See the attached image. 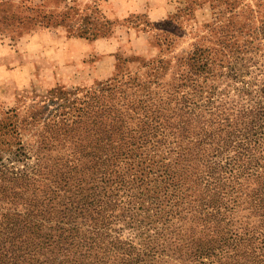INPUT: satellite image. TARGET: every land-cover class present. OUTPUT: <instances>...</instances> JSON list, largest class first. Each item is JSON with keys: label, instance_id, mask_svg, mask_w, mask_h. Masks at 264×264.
<instances>
[{"label": "trees", "instance_id": "trees-1", "mask_svg": "<svg viewBox=\"0 0 264 264\" xmlns=\"http://www.w3.org/2000/svg\"><path fill=\"white\" fill-rule=\"evenodd\" d=\"M245 27L167 82L159 61L31 114L30 143L5 112L0 264H264V18Z\"/></svg>", "mask_w": 264, "mask_h": 264}, {"label": "rangeland", "instance_id": "rangeland-1", "mask_svg": "<svg viewBox=\"0 0 264 264\" xmlns=\"http://www.w3.org/2000/svg\"><path fill=\"white\" fill-rule=\"evenodd\" d=\"M262 2L0 0V119L15 111L30 143L29 116L69 106L76 92L114 79L148 82L159 61L165 69L155 76L167 82L195 47L218 49L223 30L264 18Z\"/></svg>", "mask_w": 264, "mask_h": 264}]
</instances>
